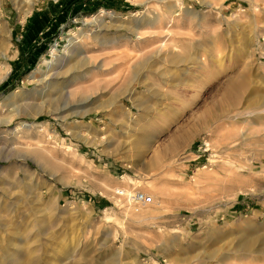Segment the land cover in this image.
<instances>
[{"label": "rangeland", "instance_id": "374dc122", "mask_svg": "<svg viewBox=\"0 0 264 264\" xmlns=\"http://www.w3.org/2000/svg\"><path fill=\"white\" fill-rule=\"evenodd\" d=\"M18 263L264 264V0H0Z\"/></svg>", "mask_w": 264, "mask_h": 264}, {"label": "built area", "instance_id": "2783aa9c", "mask_svg": "<svg viewBox=\"0 0 264 264\" xmlns=\"http://www.w3.org/2000/svg\"><path fill=\"white\" fill-rule=\"evenodd\" d=\"M126 190L127 189H124V188H117L116 194L118 196L126 197V199L129 203H131V201H132V203L136 204V205L139 203L151 204L154 200L152 195L146 193L143 190L131 189V193H128Z\"/></svg>", "mask_w": 264, "mask_h": 264}, {"label": "bare ground", "instance_id": "6f19581e", "mask_svg": "<svg viewBox=\"0 0 264 264\" xmlns=\"http://www.w3.org/2000/svg\"><path fill=\"white\" fill-rule=\"evenodd\" d=\"M184 6H185V4H184L183 2H179V8H180V9L184 8ZM171 21H172V20H171ZM141 139H142V138H141ZM149 139H150V135H148V136H144V137H143V140H147V141H148ZM142 142H144V141H142ZM126 191H127L128 193H131V190H126ZM153 202H154V200H153ZM153 202H152V203H153ZM152 203H151V204H152ZM129 205H135V204H133L132 201H131V203H129ZM139 205L142 206V205H150V204H144V203H139V204H137V206H139ZM9 252H10V251H9ZM16 259H17V258H16ZM18 264H20V263H18Z\"/></svg>", "mask_w": 264, "mask_h": 264}]
</instances>
